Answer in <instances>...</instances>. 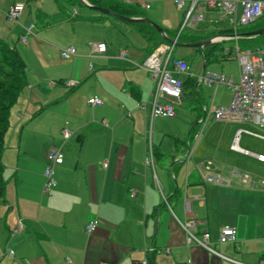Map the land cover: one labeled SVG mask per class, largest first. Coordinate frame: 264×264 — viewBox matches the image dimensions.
<instances>
[{
  "label": "crops",
  "instance_id": "obj_1",
  "mask_svg": "<svg viewBox=\"0 0 264 264\" xmlns=\"http://www.w3.org/2000/svg\"><path fill=\"white\" fill-rule=\"evenodd\" d=\"M114 1L136 7L141 15L135 17L149 18L173 42L211 38L213 48L206 55L203 46L175 56L174 43L171 56L187 64V72L175 73L184 82L182 102L171 118H149L152 82L135 63L157 37L148 40L136 24L75 0H0V39L19 52L26 78L9 111L1 156L0 264H65V257L73 264H133L148 247L149 264H264V162L230 147L238 129L258 128L205 116L183 159L204 109L227 105L232 97L224 84L198 77L211 70L237 81L239 64L230 50L243 32H234L220 9L204 7L202 18L174 41L191 0L180 8L174 0ZM15 3L22 8L10 22L6 14ZM240 12L237 3L236 20ZM96 42L104 43L103 51L92 48ZM166 43L172 42L160 44ZM69 45L75 53L63 58L60 50ZM93 97L100 103H89ZM63 128L71 132L68 138ZM250 137L264 141L241 131L236 145L264 154V142ZM149 146L152 163L145 161ZM51 147L61 149L62 161L54 165L55 187L42 193ZM207 160L209 174L221 182L204 179L200 162ZM236 172L252 182L242 183ZM90 220L95 228L86 233ZM185 221L198 235L207 231L221 256L187 244ZM223 225L234 228V241L218 242Z\"/></svg>",
  "mask_w": 264,
  "mask_h": 264
},
{
  "label": "built area",
  "instance_id": "obj_2",
  "mask_svg": "<svg viewBox=\"0 0 264 264\" xmlns=\"http://www.w3.org/2000/svg\"><path fill=\"white\" fill-rule=\"evenodd\" d=\"M177 8L183 6V0H174ZM237 3L240 4L241 12L236 20L235 13ZM143 7L147 8L148 4L143 3ZM218 8L225 16L228 17L229 22L233 26V30L238 27H245L255 23L260 17L264 15V0H205L200 2L199 0H191L190 5L185 10L183 20L179 26L174 41L177 40L180 32L185 27H192L197 20L202 18V8ZM22 8V3L13 4L7 11V20L14 22ZM75 13V11H74ZM32 24L26 28L29 32ZM219 38V37H217ZM21 41L26 42V36L20 37ZM215 39V38H213ZM103 42H96L92 44V48L96 51L104 50ZM174 42L159 44L140 62L135 63L136 66L144 68L149 75L152 82V89L149 94V118L155 116L173 117L176 113V108L180 106L182 102V86L181 79L175 75L179 73L187 72V64L181 58H174L171 56ZM75 53L74 46L69 45L60 50V55L63 58H68ZM231 55L237 59L239 64V77L237 81H233L230 77H225L222 73L204 70L198 80L205 83H222L228 87L232 92V97L227 105H220L216 107H209L204 109V117L199 120L200 127L186 140L187 150L183 155V159L187 160V151L190 146L197 140L202 129L201 126L205 123V116H211L215 120L219 121H240L247 122L260 130V133L238 129L235 133L234 140L231 144V148L239 150L246 154H251L257 160L264 162V154H254L247 150L241 149L236 145V140L241 131L253 134L255 136L264 139V46H251L241 47L239 44H235L231 50ZM120 56H124L125 52L120 51ZM69 86H73L76 82L68 81ZM91 104H99L100 99L97 97L90 98L88 100ZM139 108L144 109V102H138ZM71 132L63 128L62 135L64 138H68ZM152 150L149 146L145 161L152 163ZM62 161V153L59 147H51L46 151L45 164H44V182L42 185V193H49L56 185L54 177V165L59 164ZM200 165L207 170L204 179L211 182H221L219 177H215L209 174L211 162L207 160L200 162ZM242 183L248 184L252 182L251 177L246 173L236 172ZM229 184L227 180L225 182ZM136 190H130V195L136 194ZM190 222L185 221L181 223L182 228L186 233L187 244H197L203 247L205 250L212 252L215 255L221 256L220 252L215 251L210 244L209 233L203 231L199 235L194 233L190 228ZM95 228V220H90L84 226L86 233H90ZM235 230L233 227L223 225L220 228L218 242L223 243L226 241H234ZM152 248L145 249L144 256L135 261L133 264H149L148 252H151ZM12 250L9 249L8 253L12 254ZM65 264H73L69 257H65ZM99 264H109L106 261H101Z\"/></svg>",
  "mask_w": 264,
  "mask_h": 264
},
{
  "label": "trees",
  "instance_id": "obj_3",
  "mask_svg": "<svg viewBox=\"0 0 264 264\" xmlns=\"http://www.w3.org/2000/svg\"><path fill=\"white\" fill-rule=\"evenodd\" d=\"M78 4H81L79 0H75ZM91 5L107 8L115 13L121 14L127 17H135L141 15V12L134 6L118 3L114 0H87ZM82 5V4H81ZM139 26V31L148 40H153L151 49L155 48L165 39L161 36L150 24L141 21L131 22ZM257 28H264V15L260 17L255 23L245 27H239L236 32H244ZM181 35L178 36L180 40ZM186 40L196 41V38H189ZM258 40H264V34L245 37H237V42H241L242 46H249L250 43L257 42ZM213 46V44H212ZM204 55L209 51L208 48H202ZM26 82L25 78V64L14 46L7 44L4 40L0 39V202L3 199L4 192V180L2 178L3 163L1 160L2 152L5 147L4 137L8 129L9 111L19 96L22 88ZM181 80V86H183ZM182 88V87H181Z\"/></svg>",
  "mask_w": 264,
  "mask_h": 264
},
{
  "label": "water",
  "instance_id": "obj_4",
  "mask_svg": "<svg viewBox=\"0 0 264 264\" xmlns=\"http://www.w3.org/2000/svg\"><path fill=\"white\" fill-rule=\"evenodd\" d=\"M82 4H84L85 6L97 10L99 12L105 13V14H109L112 15L116 18H119L121 20H125V21H129V22H133V21H141V22H146L148 24H150L151 26H153V28L161 35L163 36V38L168 41V42H173L172 39H170L169 37H167L164 33V31L162 30V28H160L156 23H154L153 21H151L149 18L147 17H127V16H123L121 14L115 13L107 8L104 7H100V6H95V5H90L88 4L85 0H79ZM264 34V28H257V29H253V30H249V31H245L243 33H241L240 35L242 36H247V37H253V36H258V35H262ZM211 38H207L205 40H199V41H195V42H189V43H180V42H174L176 45H184V46H190V47H197V48H202L203 46L207 45L209 42H211Z\"/></svg>",
  "mask_w": 264,
  "mask_h": 264
},
{
  "label": "rangeland",
  "instance_id": "obj_5",
  "mask_svg": "<svg viewBox=\"0 0 264 264\" xmlns=\"http://www.w3.org/2000/svg\"><path fill=\"white\" fill-rule=\"evenodd\" d=\"M229 43V42H228ZM234 45V44H233ZM254 45H259V46H264V40H258L257 42H253V43H250L249 46H242V43L239 42V46L241 47H251V46H254ZM205 49L208 48V50H211L213 47H212V44H207L204 46ZM194 47H190V46H182V45H175L174 47V50H173V55L175 56H185V57H188L187 54L189 52H192L194 51ZM186 108V107H185ZM190 108H188L189 110ZM225 122H229V121H225ZM215 129L214 127L211 128V130ZM257 133H260V130L258 129V131H256ZM253 141L252 142H255L256 144H260L261 142H264L258 138H254V137H250ZM250 151H255L254 149H249ZM240 170L242 171H247L246 168H240Z\"/></svg>",
  "mask_w": 264,
  "mask_h": 264
}]
</instances>
